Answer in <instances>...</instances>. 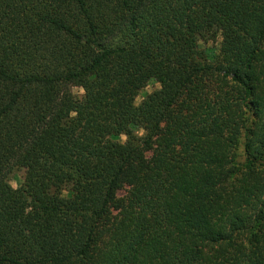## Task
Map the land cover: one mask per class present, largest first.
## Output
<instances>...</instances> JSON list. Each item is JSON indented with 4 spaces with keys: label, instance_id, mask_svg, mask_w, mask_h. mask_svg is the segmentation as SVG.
I'll return each mask as SVG.
<instances>
[{
    "label": "trees",
    "instance_id": "16d2710c",
    "mask_svg": "<svg viewBox=\"0 0 264 264\" xmlns=\"http://www.w3.org/2000/svg\"><path fill=\"white\" fill-rule=\"evenodd\" d=\"M0 264H264V0H0Z\"/></svg>",
    "mask_w": 264,
    "mask_h": 264
},
{
    "label": "rangeland",
    "instance_id": "374dc122",
    "mask_svg": "<svg viewBox=\"0 0 264 264\" xmlns=\"http://www.w3.org/2000/svg\"><path fill=\"white\" fill-rule=\"evenodd\" d=\"M208 45H212V43H208ZM158 88V84L156 83H150L148 84L143 90H141L135 100V103L138 104L142 98H144L146 95H148L149 93H151L153 90ZM73 94L75 95H80L82 93V91L79 88H73L72 89ZM122 142L126 141L125 137L121 138ZM239 149L242 152V147L240 146ZM242 160V157L241 159ZM22 176H23V170L21 169H15L13 170L10 175H9V182L11 184L12 187H18L20 185V183L22 182ZM125 193V189H121L118 194L119 195H124Z\"/></svg>",
    "mask_w": 264,
    "mask_h": 264
}]
</instances>
